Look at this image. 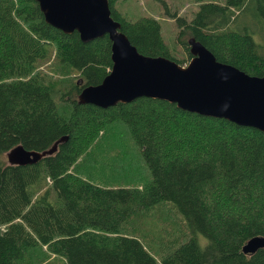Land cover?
<instances>
[{"label":"trees","instance_id":"16d2710c","mask_svg":"<svg viewBox=\"0 0 264 264\" xmlns=\"http://www.w3.org/2000/svg\"><path fill=\"white\" fill-rule=\"evenodd\" d=\"M108 1L141 53L182 64L193 36L218 60L264 74V42L255 37L264 0H197L189 19L157 0L186 59L173 55L158 18L131 20ZM111 67L107 34L82 41L47 23L36 0H0V264H34L33 256L38 264L53 256L63 264H264V247L242 250L264 235V131L147 96L107 107L79 102ZM110 125L125 129L137 168L110 166ZM61 137L34 163L6 159L17 144L42 150ZM162 204L184 229L147 234L142 223Z\"/></svg>","mask_w":264,"mask_h":264},{"label":"water","instance_id":"95a60500","mask_svg":"<svg viewBox=\"0 0 264 264\" xmlns=\"http://www.w3.org/2000/svg\"><path fill=\"white\" fill-rule=\"evenodd\" d=\"M36 1L45 21L63 32L76 30L82 41L105 34L111 40L110 71L100 82L85 85L78 94L79 102L107 107L147 96L264 131V74H251L218 60L193 36L188 39L192 56L186 64L164 55L141 53L111 15L108 0ZM63 139L42 150L17 144L6 152V159L11 164L34 163L51 154ZM259 247H264L262 234L251 236L242 250L253 252Z\"/></svg>","mask_w":264,"mask_h":264},{"label":"rangeland","instance_id":"374dc122","mask_svg":"<svg viewBox=\"0 0 264 264\" xmlns=\"http://www.w3.org/2000/svg\"><path fill=\"white\" fill-rule=\"evenodd\" d=\"M171 8V10H176L179 15L185 16L186 18H191L195 12V10L199 6V1L197 0H166ZM219 3L225 2V0H215ZM115 6L119 9V11L124 14L127 18L134 20L142 15H153L161 23L162 35L172 50V53L175 57L180 59L188 58L187 52L184 48L178 44L175 40V35L177 32V26L175 20L173 18L168 17L163 10L162 4L157 0H118L115 3ZM256 32L255 37L264 42V29L261 28L258 24L255 26ZM186 62L182 64H186ZM43 68H46L44 72L48 74L58 75L57 72L53 71L52 67H48L47 65H43ZM72 73H69L71 76ZM115 125H120L119 123H115ZM111 131L106 136V150H108L109 146H113V149L108 150L106 158L110 161V166L115 169L120 167L122 164H125L130 170L133 168H137L139 165V157L135 148L132 147L131 141H125L127 137V133L122 126L114 127L110 125ZM116 133V140L111 141L110 137H114ZM96 153V151H94ZM126 159H130V161L126 164ZM106 162V161H104ZM93 166L95 162H90ZM106 173V172H105ZM134 176V179L144 177V171L140 172L138 170H133L131 172ZM138 179V180H140ZM137 180H134V182ZM127 183H133L132 180H129ZM162 210L160 212L155 211L151 215L147 216L146 220L142 223L141 230L147 234H155L159 232H163L164 230L172 231L174 228H177L180 225L181 229H184V224L181 220H179V213H177L174 209H170L167 205L162 204L159 206ZM198 239L201 245H204L207 241V238L202 234H198ZM166 240V237L164 241ZM165 245V244H163ZM40 257L43 254H39ZM53 256V255H52ZM51 260L47 262H43L40 264H63L57 256H53ZM32 261L34 264H38L39 260L36 256L32 257Z\"/></svg>","mask_w":264,"mask_h":264}]
</instances>
